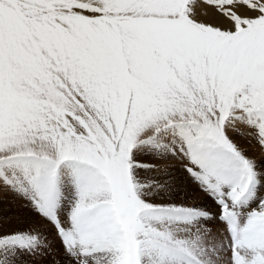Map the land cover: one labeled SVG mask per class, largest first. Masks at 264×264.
Instances as JSON below:
<instances>
[{"label":"snow or ice","instance_id":"obj_1","mask_svg":"<svg viewBox=\"0 0 264 264\" xmlns=\"http://www.w3.org/2000/svg\"><path fill=\"white\" fill-rule=\"evenodd\" d=\"M0 264H264V0H0Z\"/></svg>","mask_w":264,"mask_h":264}]
</instances>
